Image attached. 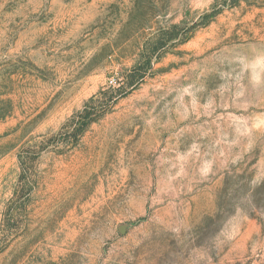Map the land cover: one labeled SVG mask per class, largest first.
Here are the masks:
<instances>
[{
  "label": "rangeland",
  "instance_id": "374dc122",
  "mask_svg": "<svg viewBox=\"0 0 264 264\" xmlns=\"http://www.w3.org/2000/svg\"><path fill=\"white\" fill-rule=\"evenodd\" d=\"M0 264H264V0H0Z\"/></svg>",
  "mask_w": 264,
  "mask_h": 264
},
{
  "label": "trees",
  "instance_id": "16d2710c",
  "mask_svg": "<svg viewBox=\"0 0 264 264\" xmlns=\"http://www.w3.org/2000/svg\"><path fill=\"white\" fill-rule=\"evenodd\" d=\"M121 90H122V87H116V88L110 87L107 90V93H110V96H112V94L114 95V94L120 93ZM93 99L95 98H92L91 100L93 101ZM107 107H108L107 103H104L103 106L100 107L99 111H97L96 113H90L86 111L85 109L84 114L80 115V120L78 121L79 125L75 127L73 130L74 133L81 134L88 125H90L92 122H94L98 117H100L103 114V111H105Z\"/></svg>",
  "mask_w": 264,
  "mask_h": 264
}]
</instances>
